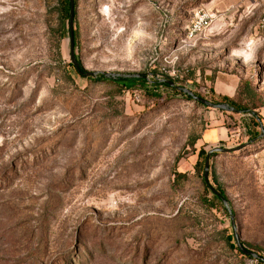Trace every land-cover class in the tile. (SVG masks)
Instances as JSON below:
<instances>
[{"label":"rangeland","instance_id":"rangeland-1","mask_svg":"<svg viewBox=\"0 0 264 264\" xmlns=\"http://www.w3.org/2000/svg\"><path fill=\"white\" fill-rule=\"evenodd\" d=\"M57 6L0 0V264H256L228 246L196 165L249 142L250 119L264 130V0H77L82 67L143 81L69 69ZM208 180L264 256V134L211 155Z\"/></svg>","mask_w":264,"mask_h":264},{"label":"water","instance_id":"water-1","mask_svg":"<svg viewBox=\"0 0 264 264\" xmlns=\"http://www.w3.org/2000/svg\"><path fill=\"white\" fill-rule=\"evenodd\" d=\"M68 3H69V19H68L69 57H70V63L75 68V71L84 77H92V78H96L98 76H103L104 78H107V79H119V78H121V79H133V78L140 79L142 77L140 74L97 72V71L93 72V71H87L82 67V65L80 64V62L76 58L75 48H74V0H68ZM158 82L167 84L171 88H175L176 90L184 93L185 95L190 96L192 99H194L197 102H200L206 106L216 108V109L221 110V111L236 112V113L239 112L238 110H236L234 107L230 106L227 103H214V102H211L210 100L201 98V97L197 96L196 94H194L191 90L176 84L172 80L162 78V79H158ZM263 134H264V130L261 127L260 134L256 138L251 139L249 142L243 143V144L238 145L234 148L215 147V148H211L210 150H208L206 152L205 161H204L203 179H204L205 183L209 185L211 192H213L215 195L219 196L221 202L223 203V206L227 210V213H228L229 218H230V224H231V227L233 230L234 243H235L237 249L240 252H242L244 255L251 256L256 261H261L264 263V256H261L259 253L255 252V251L247 249L243 245V243H242V241H241V239H240V237L236 231L234 213L231 210V208L229 207L228 201L225 198L220 196L219 192L214 189V187L209 183V180H208L210 157L213 153L219 154V153H228V152L231 153V152H235V151H240V150L246 148L247 146H249L250 142H255L256 140L261 138L263 136Z\"/></svg>","mask_w":264,"mask_h":264},{"label":"trees","instance_id":"trees-1","mask_svg":"<svg viewBox=\"0 0 264 264\" xmlns=\"http://www.w3.org/2000/svg\"><path fill=\"white\" fill-rule=\"evenodd\" d=\"M55 11L57 12V17H58V25H57V28H56V31H57V51H58V54L60 55V52H59V44H60V41H61V39L63 38V35H64V25H65V23L67 24V31H68V19H69V3H68V0H58V6L55 9ZM76 18H77V0H74V20H76ZM76 34H77V32L74 31V48L77 46L76 40H75ZM66 66L69 67V69L72 68V70L74 71V73L78 74L75 71V68L73 67V65L70 62H68L66 64ZM67 72H68V70H67ZM89 79L97 80V81L105 80L103 76H98L96 78L89 77ZM118 80H127V79H121V78H119ZM139 81H143V80H139ZM154 83L156 85H162V86H164V87L172 90L174 93L184 94V93L176 90L175 88H171L167 84L158 82V80L154 81ZM187 97L191 99L190 96L187 95ZM211 102H214V103H227L230 106L234 107L239 112H246V111L247 112H253L252 109L249 108L248 106H246V105H240L239 103L235 102L232 98H230L228 96H225V95L219 96L218 99H216L215 101H211ZM250 121H252V126H250L248 128L249 129L248 130L249 131V136L251 137V139H254L261 132V130H260V123L255 118L250 119ZM258 140H256V141H258ZM190 144H191V146H193L194 145V140H192ZM217 154L218 153H213L212 156L213 155H217ZM198 156H199V158L201 160L198 161V163L196 165V169H197V171L200 174L202 172L203 188H204V190H205L206 193H209L211 191L210 188H209V185L206 184L205 181H204V179H203V169H204V161H205L206 151L203 150V149H200L199 152H198ZM180 177H183V176L180 173L176 172L175 180L173 181V183L178 182ZM213 187H214L215 190H217L219 192V194H220L221 197L225 198L228 201V198H227V195L225 194L224 189L219 184L216 183L215 186H213ZM211 193H212V196L210 198H205V200H204L205 203H206V205H207V208L208 209H212V208H215L216 206H221V200H220L219 196L215 195L213 192H211ZM226 241H227L228 246L231 249L236 250L238 252V254L241 256V258L253 260V258L251 256L244 255L242 252H240L237 249V247H236V245L234 243V238H233V235L232 234L226 235ZM242 243H243V245L247 249L252 250V251H255V252H257V253L260 254L261 248L259 246L247 244V243H245L243 241H242ZM256 264H264V263L261 262V261H256Z\"/></svg>","mask_w":264,"mask_h":264},{"label":"built area","instance_id":"built-area-1","mask_svg":"<svg viewBox=\"0 0 264 264\" xmlns=\"http://www.w3.org/2000/svg\"><path fill=\"white\" fill-rule=\"evenodd\" d=\"M262 25L264 26V15L262 17ZM197 29H198V26H197Z\"/></svg>","mask_w":264,"mask_h":264}]
</instances>
